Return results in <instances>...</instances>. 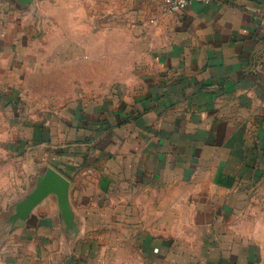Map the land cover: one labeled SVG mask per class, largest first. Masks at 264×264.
I'll return each instance as SVG.
<instances>
[{
	"label": "crops",
	"instance_id": "0c3cea01",
	"mask_svg": "<svg viewBox=\"0 0 264 264\" xmlns=\"http://www.w3.org/2000/svg\"><path fill=\"white\" fill-rule=\"evenodd\" d=\"M76 1L82 9L68 15L73 29L64 33L73 45L35 50L78 54V61L54 67L50 56L51 63L31 65L26 81L45 69L42 77L52 87L78 79L85 93L92 84L100 94L104 86L147 88L128 100L130 121L111 125L116 138L122 126H131L125 160L49 161L72 181V195L98 200L83 206L80 237L69 239L46 199L25 227L0 242V264H167L177 244L167 238L187 226L192 246L199 230L212 231L208 264H264V237L257 232L264 221H248L247 212L262 202L255 197L263 178L250 166L264 161V141L252 151L248 135L264 136V0H189L176 13L165 12L166 0ZM6 6L0 0V100L10 101L6 92L14 82L4 57L11 50L12 65L19 48L4 40ZM10 105L0 104V226L32 173L47 163L31 161L32 136L24 135L55 130L53 107L40 122L38 111L23 115ZM110 110L112 117L124 115V109ZM247 182L259 183L260 191L248 196ZM184 205L186 226L177 223ZM105 214L112 220H103ZM97 229L104 233L85 237Z\"/></svg>",
	"mask_w": 264,
	"mask_h": 264
},
{
	"label": "rangeland",
	"instance_id": "374dc122",
	"mask_svg": "<svg viewBox=\"0 0 264 264\" xmlns=\"http://www.w3.org/2000/svg\"><path fill=\"white\" fill-rule=\"evenodd\" d=\"M5 1L7 2L5 8L7 9V19L9 20L6 26L1 28L3 31H7V37L4 34L5 32L1 34V37H6L4 40L8 47L16 46L19 48V51L17 50L18 52H15V59L12 65L10 58L13 52L9 50L5 54L6 70L9 71V78L14 82L13 85L10 84L8 86V92L6 93L7 98H13L10 101L9 98L2 99L0 100V104L6 107L11 103L10 106H12L14 110L23 111V115H26L28 111H38L35 117H38L40 122H45L46 119H48L45 112H50L52 111V107L54 108V131H51L49 128V130L42 129L40 132L35 133L34 136L30 134L24 135V137L32 136L28 139L30 142L28 145L34 149L31 161H47V163L50 164L49 161H111V158L116 157H118L119 160H125L128 149L125 144L123 146V142L126 140L131 126L129 124L127 126H122L120 131L123 133H121L119 138H116L113 132L114 128L111 127V125L118 121H120V123L130 121V118H128L129 115L125 111L128 100H131L135 93L146 90L147 87L142 85L104 86L103 94H100L92 84L87 85V92L85 93L84 88L79 85L78 79H74L76 84L70 87L63 86L62 84L59 86L55 85V87L47 86L44 82L45 78L42 77L46 75L45 69L38 72V79H34L30 82L29 80L26 81L28 77L32 76L31 74L33 71L31 70V65L33 66L34 63L43 62L47 64L53 61L54 67H61L66 61H73V59L75 63L78 61L76 58L78 54L68 55L62 52H54V55H48L45 52L43 54H37L35 49L53 46L59 47L62 44L73 45V39L64 37L66 36L64 33L66 34L67 30L71 29V25L73 29L74 24L72 22L73 18H68V15L73 13L78 14L82 7L77 5L78 2L76 0L75 6H69L68 0H36L32 7L22 10L17 8L11 1ZM77 25L76 22V28ZM75 40L77 41V39ZM21 47L24 49L23 52ZM27 48H30V50H27ZM31 49H34V52H31ZM50 56H52L54 60L51 59L50 61L48 59ZM7 65L8 67H12L11 70L8 69ZM43 67L45 68L46 66ZM49 72L51 73V71ZM55 72L60 73L61 69L60 71L55 70ZM20 74L22 75L23 82L19 79ZM14 79H16V81ZM93 82L94 80H91V83ZM68 88H71V91H69ZM97 89L100 90V87H97ZM84 98L86 102H83ZM47 103L52 106L49 105V107H47ZM74 106V111L71 110V113L73 112L74 114L69 113L68 116V109ZM113 107L120 109V111L124 109V111H122L124 115H119L118 117L109 115L110 109ZM79 110L85 111L82 113L81 117L75 116ZM28 114L30 115L31 113ZM49 117L51 116L49 115ZM73 127H77V129ZM65 132L66 134H64ZM195 132L200 134L197 130ZM248 136L255 141L251 143L252 148H254L252 151H255V143L259 145L260 142L264 141V136L261 138V135L258 134ZM18 161L23 160L19 159ZM73 163L74 162L71 164L73 165ZM250 173L261 175L263 180L261 184L262 192L255 197L256 200H261L262 202L257 204L255 208L252 207L251 209H247L248 221H264V207L261 205L264 202V161L262 163H260V161H254L250 166ZM258 185L259 183L252 185V183L247 182L248 196H252V192L254 191H260ZM25 192L26 189L22 192V195L25 194ZM88 197L89 196L83 195L79 198V196L71 194L72 203L75 209L79 211L78 214L81 220L83 218V211H85L83 206L93 208L94 205H97V199L91 200V198ZM45 203L43 204L45 206L50 203L56 206V202L53 198H48L47 203ZM98 204H100V201ZM178 217L179 220H177V223L183 221L186 226L187 222H190V213L187 212L185 205L183 215L179 213ZM102 218L103 220H112V216L109 214L107 217L106 214L103 215ZM55 220H57V216ZM187 227L189 229L185 228L176 231L175 235L180 238L177 236L175 237V235L167 238V240H171L172 243L177 241V244L167 252V264H208L205 260L207 257L206 250L208 247L210 248V239L208 236L212 234V231L203 230L201 232V230H199V240L195 241V245L192 246L190 239L194 237V233L192 237L190 226ZM257 232L261 234H258L260 238L264 237V229L258 230ZM102 233L104 232L99 229L92 230L86 232L85 237H90L95 234H99L100 236Z\"/></svg>",
	"mask_w": 264,
	"mask_h": 264
},
{
	"label": "water",
	"instance_id": "95a60500",
	"mask_svg": "<svg viewBox=\"0 0 264 264\" xmlns=\"http://www.w3.org/2000/svg\"><path fill=\"white\" fill-rule=\"evenodd\" d=\"M19 9H29L36 0H9ZM26 192L12 202L0 226V242L25 227L34 212L46 199L53 198L57 207V221L73 242L81 235V218L71 199L72 181L52 164H44L31 175Z\"/></svg>",
	"mask_w": 264,
	"mask_h": 264
},
{
	"label": "built area",
	"instance_id": "2783aa9c",
	"mask_svg": "<svg viewBox=\"0 0 264 264\" xmlns=\"http://www.w3.org/2000/svg\"><path fill=\"white\" fill-rule=\"evenodd\" d=\"M193 1L209 4L213 0H193ZM188 2L189 0H166V5L164 10L167 13H176L181 11Z\"/></svg>",
	"mask_w": 264,
	"mask_h": 264
}]
</instances>
